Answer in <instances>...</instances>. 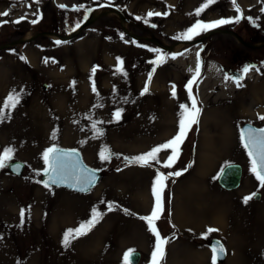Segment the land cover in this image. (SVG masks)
Segmentation results:
<instances>
[{
    "label": "rangeland",
    "instance_id": "obj_1",
    "mask_svg": "<svg viewBox=\"0 0 264 264\" xmlns=\"http://www.w3.org/2000/svg\"><path fill=\"white\" fill-rule=\"evenodd\" d=\"M204 2L0 0V14L8 13L0 15V46L5 45L0 48V106L13 90L20 96L16 108L6 110L8 118L0 122V154L11 147V161L24 164L18 176L6 167L0 169V264H124L129 250L139 252L137 264H151L155 236L139 217L152 211L157 171L184 169L165 182L164 211L156 221L161 236L169 240L161 264H212L208 246L212 238L226 250L217 264H264V187L251 172L239 135L243 122L264 125L258 118L264 116V45L248 49L224 32L237 33L250 43L264 42V0H237L245 17L238 23L212 28L193 40L173 39L197 20L237 15L232 0H216L196 16ZM79 5L85 7L74 10ZM102 5L115 8L125 20ZM148 12L167 15L147 17ZM92 15L97 16L91 24L69 36ZM150 49L165 53L166 62L150 63L157 56ZM198 52L200 74L192 91L201 114L181 145L177 162L163 168L126 160L177 134L179 105H191L185 85L195 74ZM178 53L183 55L171 58ZM243 56L260 65L250 69L243 86L237 87L225 79L224 71ZM118 58L123 72H117ZM94 63L98 65L93 75ZM146 83L149 91L141 95ZM117 109L122 110L119 120L113 115ZM53 146L78 149L83 161L101 172L89 192L73 194L40 183L42 154ZM102 151L108 160L100 159ZM169 152L160 153L161 162ZM227 163H238L242 170L240 184L232 190L216 182ZM252 193L259 196L245 204L243 198ZM109 203L114 210L108 211ZM93 208L103 218L87 235L63 246L65 231L90 220ZM208 228L218 231L205 236Z\"/></svg>",
    "mask_w": 264,
    "mask_h": 264
},
{
    "label": "snow or ice",
    "instance_id": "obj_2",
    "mask_svg": "<svg viewBox=\"0 0 264 264\" xmlns=\"http://www.w3.org/2000/svg\"><path fill=\"white\" fill-rule=\"evenodd\" d=\"M35 3L39 4L40 0H34ZM216 0H205V2L195 10V15L200 16V14L207 9L211 4L215 3ZM234 9L237 13L235 17L232 18H221L219 20L204 22L201 20H197L195 24L189 27L183 33H180L173 37L176 40H193L194 37L199 36L202 32H206L212 28L220 27L221 25L230 24V23H238L243 17V12L240 6L237 3V0H232ZM61 8H67V5H59ZM84 5L74 6V10L79 11L81 8H84ZM261 11L264 12V7L261 8ZM0 15H8L7 12L2 13ZM147 17H151L153 15L161 16L167 15V13H153L148 12ZM87 18V17H85ZM23 19V18H21ZM137 19H141V17H137ZM247 19L251 20V17ZM6 22V21H5ZM15 23H19L20 20L14 21ZM32 23H37L38 20H32ZM147 19H145V23H147ZM79 27V24H77ZM152 27H156V25H152ZM56 44H60L61 41L57 40ZM150 51H155L157 53L156 59L150 61L153 65H159L166 62L168 58L165 53H163L159 49H150ZM178 55H183V53L173 54L172 59H175ZM198 61L197 67L195 70V74L185 85L186 91L188 93L189 100L191 101V105L180 104L179 107L181 109L179 113V121H178V131L177 134L170 140L153 147L150 151L143 153L141 155L128 158L125 157L126 160L130 162H135L139 164L141 167H152L153 163L161 164L163 168H171L177 162L180 156L181 145L184 140L187 138L188 132L191 130L193 125L199 124V116L201 114V108L198 107V102L196 96L193 94L192 85L199 78L200 74V61H199V52L197 53ZM21 59H25L21 57ZM47 63V60H45ZM123 61L118 58V66L117 72H123ZM93 75L95 74L96 68H93ZM250 71V66H245L243 69V73L247 74ZM155 72V67H153L152 71L148 74V83H150L152 75ZM228 75H225V79H229ZM242 77L236 79L237 87H242L243 85L240 83ZM148 83L145 84L144 89L141 92V95L148 93L149 87ZM93 92H96L95 84L93 83ZM172 96L175 98L176 86L172 85ZM20 102V96L13 90V92L9 93V95L3 101V105L0 106V122L4 119L8 118L6 115V110L15 109L16 106ZM121 109H117L113 114L115 120H119L121 117ZM260 120L264 121V116L258 117ZM93 129H96V124L92 125ZM97 134H100L97 132ZM55 136V134H54ZM54 138V137H53ZM241 142L245 149L248 150V156L251 158V172L254 174L255 178L259 181L260 186L264 187V128H252L249 127L245 130L241 131L240 134ZM170 150V152H169ZM161 152H169L167 155V159L161 162L160 153ZM14 149L11 147L5 148L3 153L0 154V169L7 166L8 162L13 158ZM77 155L76 150H62L57 147H49L47 148L43 154L42 159L45 164V168L43 169V173L48 177L47 180L43 181L44 187L49 188L51 185H61L67 184L69 187H73L78 191L86 192L89 190V187L94 185L95 176L91 170H87L80 165L79 160H74L73 157ZM110 158L109 155H106L104 151L100 153V159L102 161L108 160ZM18 167V166H17ZM119 170V169H118ZM187 169L175 172H169L167 174L157 171V175L153 181L152 186V194L154 197V205L152 211L147 216H140L139 219L146 222L148 230L155 236V246L152 252L151 264H161V261L165 257V245L169 243L167 238L161 236L160 230L156 225V221H158L162 213L164 211L163 207V192L167 187L166 180L171 176L179 177L183 174V171ZM223 174V170H222ZM78 186V187H77ZM256 193H252L249 196L243 198V202L245 204L251 200ZM113 206L111 203L108 205V211H112ZM126 214L132 215L128 209H124ZM25 216V210L21 209V222L23 223V218ZM103 218V213L99 212L96 208L92 209L91 219L82 222L75 229H67L63 235L62 244L65 247H68L72 240L77 239L81 236L87 235L97 223ZM218 229L208 228L205 236L208 233L216 232ZM226 250L222 244L213 245L212 247V264H217V260L225 254ZM132 253V250H129L124 254V264H128L129 257Z\"/></svg>",
    "mask_w": 264,
    "mask_h": 264
},
{
    "label": "water",
    "instance_id": "obj_3",
    "mask_svg": "<svg viewBox=\"0 0 264 264\" xmlns=\"http://www.w3.org/2000/svg\"><path fill=\"white\" fill-rule=\"evenodd\" d=\"M102 9L107 10V11H110V12L116 14V16L118 17V19H119L120 21L125 20L124 17H123V16H122V15H121L116 9H114L113 7H110V6H102ZM95 18H96V16L93 17V15H92V16H90L89 18L85 19L83 22H81V23L79 24V27H77V26L75 27V31H73V32L71 33V35H69V36L74 35V34H75L76 32H78L79 30H81V29H83L84 27H86V26H88L89 24H91L92 21H93ZM121 28L124 30V27H123L122 25H121ZM224 32L233 35V36L236 38V40H237L240 44H242V45H244V46H248V47H259V46H263V45H264V43H260V44H258V45H252V44H249V43L243 41L241 38H239V37H238L237 35H235L234 33H231V32H229V31H224ZM207 35H208V33H207V34H203L199 39L195 40L194 42L203 39V38L206 37ZM134 37H136V36H134ZM146 39L153 41L152 39H149V38H146ZM20 40H21V39H20ZM20 40H18V41H20ZM10 44H12V43H10ZM2 47H5V45H1V46H0V48H2ZM234 73H235V72H232V73L230 74V77H231L232 79L236 80L237 78H240L237 74H234ZM249 127H252V128H264V126H262V127H257V126H254V125H251V124H248V123H243V124L240 126V128H239V132H240V134H241V131H242V130H245V129L249 128ZM242 145H243V144H242ZM243 147H244V146H243ZM57 148L62 149V150H73V149H65V148H60V147H57ZM244 149H245V148H244ZM245 151H246V153H247V155H248V150L245 149ZM76 153H77V155H76L75 157H73V159H74V160H77V159H78L79 162H80V165H81L83 168H85V169H87V170H91V171L93 172V174H94V176H95V183H94V185H95V184L99 181V179H100V176H101L100 171L97 170V169L90 168L89 166L85 165L84 162L82 161V159H81V157H80L78 151H76ZM248 157H249V156H248ZM249 159H250V161H251V158H250V157H249ZM17 166H18V167H17ZM45 167H46V166H45ZM22 168H23V164H22L21 162H18V161H11V162H9V163L7 164V169H8V171H9L11 174L16 175V176L20 175V173H21V171H22ZM222 170H223V174H222ZM240 176H241V167H240V165H239L238 163H227V164H225V165L222 167V169L220 170V172H219V174H218V176H217V183H218V185H219L220 187H222L223 189L231 190V189L236 188V187L239 185V182H240ZM47 179H48V177L42 172V174L40 175V182H41V184H43V181H44V180H47ZM43 185H44V184H43ZM94 185H92L91 187H89V190H90ZM50 187L66 189V190L72 191V192L77 193V194H85V193H87V192L89 191V190L86 191V192L78 191V190H76V189L73 188V187H69V186H67V184L51 185ZM77 187H78V186H77ZM258 196H259V195L257 194L255 197H258ZM217 244H222V243H221L219 240H217V239H210V240H209L208 245H209V248H210V250H211V253H212V247H213V245H217ZM212 254H213V253H212ZM224 256H225V254H224L223 256H221V257L217 260V262H221V261H223ZM138 257H139V253L136 252V251H132V253H131L130 257H129V263H130V264H136L137 261H138Z\"/></svg>",
    "mask_w": 264,
    "mask_h": 264
},
{
    "label": "flooded vegetation",
    "instance_id": "obj_4",
    "mask_svg": "<svg viewBox=\"0 0 264 264\" xmlns=\"http://www.w3.org/2000/svg\"><path fill=\"white\" fill-rule=\"evenodd\" d=\"M244 41H246V40H244ZM246 42H248V41H246ZM248 43H250V42H248ZM242 46H244V45H242ZM244 47H246L248 49H259L260 48V47L259 48H253V47H248V46H244ZM233 60H235V58H233ZM263 61L264 60H261V62H263ZM259 65L260 64L258 63V61L255 60L254 58L248 59L247 56H243L241 61L235 62V65H233V66H235L234 68L233 67L227 68L224 71V73H226L229 77L232 72H235L234 74H238L240 77H242V79H241V81H242L248 76L249 73H251V71H249L247 74L243 73V69L245 66H250V69H252V68L258 67ZM256 73H259V72H256Z\"/></svg>",
    "mask_w": 264,
    "mask_h": 264
},
{
    "label": "bare ground",
    "instance_id": "obj_5",
    "mask_svg": "<svg viewBox=\"0 0 264 264\" xmlns=\"http://www.w3.org/2000/svg\"><path fill=\"white\" fill-rule=\"evenodd\" d=\"M23 40V39H22ZM154 85V84H153ZM219 154V153H218ZM205 168H206V166H205ZM216 218H218V217H216ZM222 219V218H221ZM215 219H213V221H214ZM214 222H216V221H214ZM218 223V222H217ZM221 223V222H220ZM217 227V226H216ZM222 228V227H221ZM221 230V229H220Z\"/></svg>",
    "mask_w": 264,
    "mask_h": 264
}]
</instances>
